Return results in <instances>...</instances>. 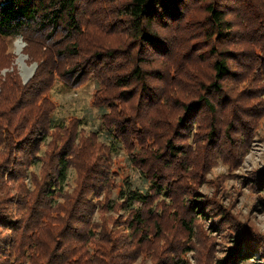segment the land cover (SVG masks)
Returning <instances> with one entry per match:
<instances>
[{
    "label": "trees",
    "instance_id": "16d2710c",
    "mask_svg": "<svg viewBox=\"0 0 264 264\" xmlns=\"http://www.w3.org/2000/svg\"><path fill=\"white\" fill-rule=\"evenodd\" d=\"M16 36L37 68L26 84L0 74V264H186L196 234L211 264L200 223L232 218L197 188L215 159L239 166L264 112V0H0V71ZM88 80L144 188L102 169L96 132L56 122L55 84ZM249 232L216 264L264 258Z\"/></svg>",
    "mask_w": 264,
    "mask_h": 264
},
{
    "label": "rangeland",
    "instance_id": "374dc122",
    "mask_svg": "<svg viewBox=\"0 0 264 264\" xmlns=\"http://www.w3.org/2000/svg\"><path fill=\"white\" fill-rule=\"evenodd\" d=\"M9 45L12 65L8 69H2L0 74L4 76L7 72L15 69L22 84H26L33 77L37 64L30 62L24 54L25 43L20 36L11 38ZM95 90L96 84L92 80L84 82L78 88L69 89L57 82L50 92V97L55 105L54 118L56 122L61 124L78 120L80 123L78 127L85 136H90L91 132H96L97 138L93 137L92 139L94 141L93 148L101 157L99 162L102 164V169H110L111 174L117 173L119 177L114 179H116L118 186L127 180V186L131 184L135 188H144L147 183L142 182L136 165L131 163L132 157L128 151L121 148L122 146L118 144L116 138L103 127L101 115L107 111L93 106ZM262 98H264V94ZM50 142L51 138L49 137L45 141L39 142L41 145L37 154L39 157L46 155V145ZM213 158L214 156L211 160ZM239 163L236 169H231L222 160L215 159L211 169L205 175L204 182L199 184L197 188L200 199L204 196L218 198L227 208V215L232 218L230 222L225 221L226 226H223L221 217L220 227V221L217 219L214 220V224L207 218H204L200 223L207 245H211L210 249L207 247V251L210 252L206 253L207 256L204 258L211 264H216L218 260H227L233 255V250L237 245L242 248V243L245 241L244 237H248L245 234H252L249 231H253L254 235L257 236V241L250 243L252 247H256L259 243L264 244V184L261 187L259 185V180L264 178V112ZM41 165L42 160L39 158L29 172L39 175ZM73 169L70 166L66 167L63 173L61 185L65 190H71L75 187L76 173ZM108 215L118 217L120 222L125 216L119 209ZM0 234L2 235V232ZM180 236L185 239L184 235ZM197 238L198 235L196 234L191 240L196 246L195 249L183 256L186 264H198L195 256H197V251L202 248V245L197 243ZM248 239L252 240L251 237ZM252 255V259L241 257L242 262L234 260L233 264H264L263 255H259L257 252ZM141 261L150 264L149 258L144 257L138 259L135 264H141Z\"/></svg>",
    "mask_w": 264,
    "mask_h": 264
}]
</instances>
